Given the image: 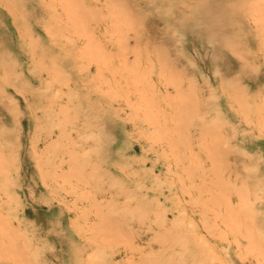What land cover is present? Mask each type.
I'll use <instances>...</instances> for the list:
<instances>
[{"label": "rangeland", "instance_id": "obj_1", "mask_svg": "<svg viewBox=\"0 0 264 264\" xmlns=\"http://www.w3.org/2000/svg\"><path fill=\"white\" fill-rule=\"evenodd\" d=\"M118 1L0 0V264H264V0Z\"/></svg>", "mask_w": 264, "mask_h": 264}, {"label": "bare ground", "instance_id": "obj_2", "mask_svg": "<svg viewBox=\"0 0 264 264\" xmlns=\"http://www.w3.org/2000/svg\"><path fill=\"white\" fill-rule=\"evenodd\" d=\"M5 1L7 2L8 0H5ZM110 1L112 2L113 0H110ZM117 1H118V0H115V2H116L115 5L119 6V5H118V2H120V1H118V2H117ZM123 1H125V0H123ZM143 1H144V0H143ZM191 1H192V0H191ZM204 1H206V0H204ZM207 1H208V0H207ZM229 1H230V0H229ZM243 1H244V0H243ZM246 1H247V0H246ZM3 2H4V1H3ZM82 2H83V1H82ZM115 2H114V3H115ZM121 2H122V1H121ZM121 2H120V7H121V5H125V4H123V3L121 4ZM182 2H183V1H182ZM184 2H185V1H184ZM184 2H183V3H184ZM192 2H193V1H192ZM195 2H196V1H195ZM208 2H209V1H208ZM217 2H218V1H217ZM230 2H231V1H230ZM198 3H200V5H201V2L198 1ZM198 3H197V4H198ZM202 3H203V1H202ZM206 3H207V2H206ZM209 3H210V2H209ZM227 3H228V4H227ZM235 3H237V4L235 5ZM9 4H10V3H9ZM82 4H83V3H82ZM130 4H131V3H130ZM149 4H150V3H149ZM193 4H194V3H193ZM224 4H225V3H224ZM245 4H246V2L244 3V5H245ZM176 5H177V4H176ZM190 5H191V4H190ZM220 5H221V8L219 7V11H220L221 13L219 12V14L221 15L223 9L225 10V8H227L228 6H226L225 8L222 9L223 2H222V4H220ZM225 5H230V6L232 5L233 7H231V8L229 7L230 9H234V7H235V8L238 10V8H240L241 6L243 7V2H242L241 0H239V2H237V1H233V2H231L230 4H229V2H226ZM225 5H224V6H225ZM64 6H65V5H64ZM194 6H195V8H197V5H196V4H195ZM198 6H199V5H198ZM207 6H209V5H207ZM224 6H223V7H224ZM3 7H4V5H3ZM21 7H22V6H21ZM190 7H191V6H190ZM199 7H202V6H199ZM203 7H204V6H203ZM211 7H212V6H211ZM83 8H84V7H83ZM87 8H88V7H87ZM132 8H133V7H132ZM261 8H262V7H261ZM263 8H264V7H263ZM90 9H92L91 6H90L87 10H86V8H85V9H84V10H85V14L89 15L88 13H91V12L86 13V11H89ZM93 9H94V10L96 9L95 6H94ZM167 9H168V8H167ZM167 9H166V10H167ZM206 9H207V8H206ZM220 9H221V10H220ZM230 9H229V10H230ZM236 9H235V10H236ZM82 10H83V9H82ZM199 10H200V9H199ZM208 10H209V9H208ZM210 10H213V9L211 8ZM237 10H236V11H237ZM240 10H241V9H240ZM244 10H245V9H244ZM244 10H243V11H244ZM261 10H263V9H261ZM91 11H92V10H91ZM95 11H96V10H95ZM130 11H131V10H130ZM130 11H129V12H130ZM135 11H136V9H135ZM137 11H138V10H137ZM150 11H151V10H150ZM168 11H169V9H168ZM183 11H184V10H183ZM225 11H227V10H225ZM231 11H232V10H230V12H231ZM243 11H241V12H243ZM245 11H246V10H245ZM247 11H248V10H247ZM16 12H17V11H16ZM80 12H81V9H80ZM83 12H84V11H83ZM122 12H123V11H122ZM122 12H121V13H122ZM180 12H181V11H180ZM200 12H201V11H200ZM204 12H206V16H209V14H207V12H210V14L212 13V11H205V9H204V11H203V15L205 14ZM233 12H234V11H232V12L230 13L231 16H232L233 14H235V13H233ZM263 12H264V10H263ZM94 13H95V12H94ZM131 13H133V9H132ZM135 13H136V12H135ZM144 13H146V12H144ZM232 13H233V14H232ZM85 14H84V15L82 14L83 19H84L85 16H87V15H85ZM122 14H123V13H122ZM122 14H121V15H122ZM129 14H130V13H129ZM137 14H138V16H139V13H137ZM137 14H136V15H137ZM147 14H148V13H147ZM177 14H178V13H177ZM197 14H198V13H197ZM245 14H246V13H245ZM133 15H135V14L133 13ZM199 15L201 16L202 13H200ZM242 15H243V14H242ZM82 16H81V18H82ZM89 16H90V15H89ZM213 16H214V17H215V16L218 17V15H216V14L213 15ZM222 16H224V14H223ZM263 16H264V15H263ZM75 17H77V16H75ZM129 17H132V15L130 14ZM143 17H145V16H142L141 18H143ZM202 17H205V15L202 16ZM87 18H88V16H87ZM87 18H86V19H87ZM135 18H136V17H135ZM135 18H134V19H135ZM205 18H206V17H205ZM205 18H204V19H205ZM209 18L212 20V18H211L210 16H209ZM229 18H230V17H229ZM231 18H232V17H231ZM236 18H237V17H236ZM245 18H246V17H245ZM134 19H133V18H132V19L130 18V20H133V22H134ZM150 19H151V18H150ZM200 19H201V17H199L197 20H200ZM215 19H216V18H215ZM232 19H233V18H232ZM21 20H23V19L21 18ZM84 20H85V19H84ZM84 20H83L82 22H84ZM88 20H89V18L87 19V21H88ZM174 20H175V19H174ZM211 20H210V22L212 23L213 21H211ZM220 20H221V19H220ZM205 21H206V20H205ZM205 21H204V23H205ZM207 21H208V20H207ZM207 21H206V22H207ZM218 21H219V20H218ZM218 21H216V23H217ZM235 21H237V19H236ZM131 22H132V21H131ZM178 22H179V21H178ZM199 22H200V21H198V23H199ZM208 22H209V21H208ZM228 22L231 23V19H230ZM87 23H88V22H87ZM87 23H86V24H87ZM211 23H209L208 25H210ZM219 23H220V22H219ZM236 23H238V24H236ZM239 23H240V21L235 22L234 25H235L236 27H238L237 25H239ZM21 24H22V23H21ZM86 24H85V25H86ZM133 24H134V23H133ZM150 24H151V23H150ZM199 24H200V23H199ZM226 24H228V23H226ZM241 24H242V22H241ZM22 25H24V24H22ZM26 25H27V24H26ZM81 25H82V24H81ZM223 25H224V24H223ZM228 25H229V24H228ZM230 25L234 26L233 23L230 24ZM230 25H229V26H230ZM117 26H119V25H117ZM117 26H116V27H117ZM135 26H137V25L135 24ZM152 26H153V25H152ZM168 26H169V25H168ZM205 26H206V25H205ZM215 26H216V25H214V27H215ZM119 27H120V26H119ZM119 27H117V28H119ZM166 27H167V26H166ZM166 27H165V28H166ZM207 27H208V26H207ZM220 27H222V24L220 25ZM220 27L217 26L218 30H221V31H220L221 34H220V33H219V34L217 33V35H219L220 37H223L222 39L220 38V40L223 41V39H225L226 42L231 41V43H233L232 40H233V39H236V34H234V35H235L234 38L229 39V37H228V33H225V34H224V32H223V35H222V29H221ZM117 28H115V30H116ZM120 28H121V27H120ZM160 28H161V27H160ZM165 28H164V29H165ZM236 29H237V28H236ZM239 29H240V28H239ZM121 30H122V29H121ZM207 30H208V29H207ZM237 30H238V29H237ZM161 31H162V30H161ZM215 31H216V30H214V31L212 30V32H215ZM223 31H224V30H223ZM247 31H248V30H247ZM166 32H167V31H165V33H166ZM217 32H218V31H217ZM230 32H231V31H230ZM233 32H234V31H233ZM239 32H240V31H239ZM27 33H28V32H27ZM173 33H174V32H173ZM215 33H216V32H215ZM231 34H232V33H231ZM231 34H230V36H231ZM25 35H26V33H25ZM172 35H173V34H172ZM215 35H216V34H215ZM221 35H222V36H221ZM241 35H243V34H241ZM21 36H22V35H21ZM26 36H27V35H26ZM158 36H159V35H158ZM152 37H153V36H152ZM238 37H239V36H238ZM238 37H237V38H238ZM23 38H24V37H23ZM28 38H29V37H28ZM153 38H155V37H153ZM148 39H149V37H148ZM34 40H35V42H36V36L34 37ZM225 40H224L223 42H225ZM238 40H239V38H238ZM29 41L31 42V39H30ZM32 41H33V39H32ZM154 41H155V40H154ZM226 42H225V43H226ZM237 42H238V45L241 43V42L239 43V41L236 40V42H234V44L237 43ZM31 44H32V43H30V45H31ZM34 44H35V43H34ZM171 44H172V43H171ZM173 44H175V43H173ZM177 44H178V43H177ZM229 44H230V43H229ZM226 45L228 46V43H227ZM238 45H237V46H238ZM242 45H243V43H242ZM35 46H37V45H35ZM231 46H232V45H231ZM234 46H235V48L237 47L236 45H234ZM240 47H241V45H240ZM158 48H163V47H161V45H160V46H158ZM158 48H157V49H158ZM231 48H232V47H231ZM235 48H232V49L235 50ZM237 49H239V48H237ZM240 49H241V48H240ZM242 49H243V46H242ZM38 50H39V49H38ZM159 50H160V49H159ZM162 50H164V49H161L160 51H162ZM234 50H233V51H234ZM164 51H166V50H164ZM164 51H163V53L166 54V52H164ZM239 51H241V50H239ZM30 52H31V49H30ZM104 52L106 53V51H104ZM157 52H158V51H157ZM246 52H247V51H246ZM40 53H41V52H40ZM107 53H108V52H107ZM158 53H159V52H158ZM244 53H245V51H244ZM35 54H36V53H35ZM38 54H39V53H38ZM109 54H110V52H109ZM236 54H237V53H236ZM2 55H3V54H1V56H2ZM167 55H168V54H167ZM238 55H239V54H238ZM106 56H109V55H106ZM158 57H159V55H158ZM167 58H169V56H167ZM167 58H166V59H167ZM159 59H160V58H159ZM161 59H162V58H161ZM168 60H169V59H168ZM159 62H160V61H159ZM161 63H162V62H161ZM167 63H168V61H167ZM171 63H172V62L169 61V64H171ZM173 63H174V62H173ZM11 64H13V63H11ZM167 65H168V64H167ZM167 65H166V66H167ZM11 66H12V65H11ZM11 66L9 67L10 69L13 68V67H11ZM3 67H4V66H3ZM174 67H175V66H174ZM7 68H8V67H7ZM51 68H52V67H51ZM179 68H180V67H179ZM5 69H6V67H5ZM14 69H15V68H14ZM181 69H182V68H181ZM181 69H180V71H181ZM183 69H184V68H183ZM183 69H182V70H183ZM3 70H4V68H3ZM8 70H9V69H8ZM11 70H13V69H11ZM11 70H10L9 72H11ZM53 70H54V69H53ZM95 70H96V69H95ZM60 71H61V70H60ZM183 71H185V70H183ZM3 72H4V71H3ZM5 72H6V70H5ZM5 72H4V73H5ZM7 72H8V71H7ZM9 72H8V73H9ZM13 72H14V71H13ZM185 72H186V71H185ZM8 73H7V74H8ZM176 73H177V72H176ZM5 74H6V73H5ZM7 74H6V75H7ZM10 74H11V73H10ZM58 74H59V73H58ZM67 74H68V73H67ZM12 75H13V74H12ZM12 75H11V76H12ZM9 76H10V75H9ZM11 76H10V77H11ZM56 76H57V75H56ZM15 77L17 78V75H16ZM67 77L69 78V75H68ZM6 78H7V80H8V77H6ZM11 78H13V77H11ZM16 78H15V79H16ZM13 79H14V78H13ZM7 80H6V81H7ZM9 80H10V79H9ZM9 80H8V82H9ZM59 80H60V78H59ZM191 80H192V78H191ZM11 81H12V79H11ZM232 82H233V81H232ZM41 83H42V82H41ZM194 84H195V83H194ZM193 86H194V85H193ZM21 87H23V86H21ZM68 87H69V86H68ZM27 89H28V88H27ZM207 89L210 90V87L207 88ZM23 90H24V89H23ZM1 91H2V89H0V93H1ZM76 91H77V90H76ZM76 91H75V92H76ZM24 92H25V91H24ZM70 92H71V91H70ZM2 93H3V92H2ZM2 93H1V94H2ZM143 93H144V92H143ZM1 94H0V95H1ZM40 94H41V93H40ZM186 94H187V93H186ZM189 95H190V94H189ZM208 95H210V94H208ZM5 96H6V95H5ZM73 96H75V95H73ZM210 96H212V95H210ZM1 97H2V98L4 97L3 94L1 95ZM7 97H8V96H7ZM150 97H151V96H150ZM150 97H149V98H150ZM187 97H188V96H187ZM152 98H153V96H152ZM11 99H12V98H11ZM11 99H8V98H7V100H8L7 105H8L9 107L11 106L10 109H11V111H12V109H13L12 107H14V109H16V108H15V106H14L13 101H11ZM186 99H188V98H186ZM189 99H192V96H191V98H189ZM3 100H4V99H3ZM7 100H6V102H7ZM151 101H152V100H151ZM154 101L157 102L156 100H154ZM154 101H153V103H154ZM186 101H187V100H186ZM191 101H192V100H191ZM1 102H2V101H1ZM96 102H97V101H96ZM157 103H158V102H157ZM193 103H194V102H193ZM193 103H192V104H193ZM207 103H208V102H207ZM3 104H4V102H3ZM3 104H2V105H3ZM12 104H13V106H12ZM188 104H189V103H188ZM208 104H209V103H208ZM4 105H6V104H4ZM4 105H3V106H4ZM79 105H80V104H79ZM8 106H6V107H8ZM188 106H189V105H188ZM181 107H182V106H181ZM74 108H75V107H74ZM207 108H208V107H207ZM8 109H9V108H8ZM11 111H10V113H13V112H11ZM75 111H76V110H75ZM15 112H16V111H15ZM75 113H76V112H75ZM75 113H74V114H75ZM74 114H73V115H74ZM76 114H77V113H76ZM82 114H83V113H82ZM71 115H72V114H71ZM15 116H16V115H15ZM74 117H75V116H73V118H74ZM82 117H83V116H82ZM2 118H3V117H2ZM0 119H1V118H0ZM74 119L76 120V118H74ZM207 120H208V119H207ZM2 121H3V120H2ZM18 121H19V120H18ZM85 121H86V120H85ZM85 121H84V122H85ZM204 121H205V120H204ZM84 122H83V123H84ZM93 123H95V122H93ZM84 124H85V123H84ZM0 125H1V124H0ZM4 125H5V124H4ZM6 127H7V126H6ZM86 127H87V126H86ZM187 127H188V125H187ZM2 128H4L3 131H4L5 129H6V131H7V128H9V127L5 128V127L3 126ZM2 128H1V130H2ZM3 131H1L0 133L2 134ZM6 131H5V132H6ZM0 136H2V135H0ZM5 136H6V135H5ZM6 137H7V136H6ZM0 138H1V137H0ZM4 140H5V139H4ZM7 140H8V139H7ZM79 144H81V143H79ZM1 147H2V146H1ZM36 147H37V146H36ZM230 149H232V148H230ZM1 150H2V149L0 148V153H1ZM219 150H220V149H219ZM221 150H222V149H221ZM221 150H220L219 152H221ZM224 150H225V149H223L222 155H223L224 153H225L224 155L227 154L226 152H224ZM217 151H218V150H217ZM225 151H226V150H225ZM5 152H6V151H5ZM219 152H218V153H219ZM85 154H87V153H85ZM237 154H238V153H237ZM239 154H240V153H239ZM222 155H221V156H222ZM0 156H1V155H0ZM99 156H100V155H99ZM237 156H238V155H236L235 157H237ZM240 156H241V155H240ZM2 157H3V156H2ZM7 157L9 158L10 156H7ZM7 157H6V160H7ZM238 157H239V156H238ZM248 157H249V156H248ZM0 158H1V157H0ZM11 158H12V156L8 159L9 162H11L10 166H12V163H13V162L11 161V160H12ZM239 158H240V157H239ZM246 158H247V156H246ZM1 159H2L1 162H2V164H3L4 160H3V158H1ZM235 159H236V158H235ZM240 159H241V158H240ZM244 159H245V156H244ZM120 160H121V159H120ZM246 160H247V159H246ZM248 160H249V159H248ZM62 161H63V159H62ZM81 161H84V160H81ZM81 161H80V163H81ZM99 161H100V160H99ZM112 161H113V160H112ZM78 162H79V161H78ZM97 162H98V161H97ZM114 162H115V161H114ZM114 162H111V163H114ZM241 162H243V160H241ZM244 162H245V161H244ZM244 162H243V163H244ZM40 163H41V162H40ZM43 163H44V162H43ZM43 163H42V164H43ZM62 163H63V162H62ZM104 163H106V162H104ZM111 163H110V164H111ZM239 163H240V161H239ZM2 164L0 165V167L2 166ZM4 164H6V163H4ZM81 164H82V163H81ZM83 164H84V162H83ZM99 164H100V163H99ZM110 164H109V165H110ZM103 165H105V164H103ZM242 165H243V164H242ZM244 165H245V164H244ZM244 165H243V166H244ZM4 166H5V165H4ZM73 166H74V165H73ZM77 166H78V165H77ZM77 166H74V167L77 168ZM97 166H98V163H97ZM243 166H242V167H243ZM246 166H247V165H246ZM248 166H251V165L248 164ZM248 166H247L246 168H248ZM78 167L83 168L81 165L78 166ZM95 167H96V166H95V164H94V168H95ZM111 167H112V166H111ZM4 168H6V167H2V168H0V169H1V171H0V175H1L2 173H4V174L7 176V174H6V173H7V168H9V167L6 168V172H4V171H5ZM81 168H80V169H81ZM94 168H93V170L91 169L90 171H93V172H94V170H95ZM97 168H98V167H97ZM99 168H101V167H99ZM102 168H103V167H102ZM250 168H251V167H250ZM250 168H249V169H250ZM74 169H75V168H74ZM80 169H79V170H80ZM104 169H105V168H104ZM249 169H248V170H249ZM252 169H253V168H252ZM252 169H251V170H252ZM2 170H4V171H2ZM76 170H77V169H76ZM101 170H102V169H101ZM243 170H244V169H243ZM243 170H242V171H243ZM251 170H250V171H251ZM9 171H11V170H9ZM90 171H88V172H90ZM44 172H47V171H44ZM93 172H90V173H93ZM252 172H253V171H252ZM39 173H40V172H39ZM41 173H42V171H41ZM94 173H97L96 170H95ZM102 173H104V172L102 171ZM107 173H108V171H107ZM111 173H112V172H111ZM135 173H136V172H135ZM135 173H134V174H135ZM9 174H10V173H9ZM87 174H89V173H87ZM112 174H113V173H112ZM136 174H137V173H136ZM249 174H250V173H249ZM5 175H2V178H3V177L6 178ZM44 175H45V173H44ZM96 175H98V174H96ZM96 175H94V176L92 175V176L95 178ZM109 175H110V174H109ZM47 176H48V174H47ZM106 176H107V175H106ZM113 176H114V175H113ZM243 176L245 177V175H243ZM90 177H91V176L89 175V178H90ZM96 177H98V176H96ZM99 177H100V179H102L103 174H102L101 176L99 175ZM99 177H98V178H99ZM110 177H111V175H110L109 177H107V178H109L108 181H112V180H111L112 177H111V178H110ZM246 177H247V176H246ZM2 178H1V179H2ZM4 178L2 179V183H3V184L0 182V186H2V185H3V186H6V185H4V184L10 182V181H8L7 178H6L7 181H5L6 179H4ZM49 178H50V176H49ZM91 178H92V177H91ZM91 178H90V179H91ZM114 178H115V177H114ZM116 179H117V178H116ZM3 180H4V182H3ZM120 180H121V179H120ZM97 181H98V180H97ZM99 181H100V180H99ZM11 182H12V181H11ZM11 182H10V183H11ZM13 182H14V181H13ZM113 182H114V180H113ZM116 182H118V184H119V182H121V181H119V179H118V181H116ZM10 183H8V184H9V187H10ZM96 183H98V182H96ZM99 183H100V182H99ZM111 183H112V182H111ZM93 184H94V183H93ZM122 184H123V183H122ZM249 184H250V183H249ZM12 185H13V183H12ZM95 185H96V184H95ZM115 185H116V183H115ZM19 186H20V185H19ZM118 186H120L121 188H123V185H122V186H121V185H118ZM12 187H13V186H12ZM120 187L118 188V191H120V194H121L122 191L120 190ZM4 189L6 190L7 188L4 187ZM4 189H3L2 192H5L6 195H7L6 198L9 199V198H10V196L8 197V194H9V193L7 194V191H4ZM100 189H101V188H100ZM13 190H14V189H13ZM126 190H127V189H126ZM101 192H102V191H101ZM128 192H129V191H128ZM10 193H11V192H10ZM129 193H130V192H129ZM144 194H145V193H144ZM6 195H5V196H6ZM18 195H19V194H18ZM135 195H137V193H135ZM12 196H13V195H12ZM14 196H15V195H14ZM36 196H37V195H36ZM13 198H14V197H13ZM13 198H12V199H13ZM16 198H17V197H16ZM16 198H14V199H16ZM39 198H40V197H39ZM141 198L143 199V196H142ZM12 199H9V202H10V200H12ZM17 199H18V198H17ZM17 199H16V200H17ZM44 199H45V198H44ZM6 200H7V199H6ZM7 201H8V200H7ZM7 201H6V202H7ZM12 201H13V200H12ZM14 201H15V200H14ZM14 201H13V203L16 202V201H15V202H14ZM46 201H48V200H46ZM144 201H145V202L147 201V202L150 203V205H151V201H150L149 197H148V200H144ZM0 202H1V201H0ZM3 202H4V201H3ZM108 202H110V201H108ZM108 202H107V204L105 203L106 206L109 204ZM141 202H142V201H141ZM110 203H111V202H110ZM112 203H113V202H112ZM112 203H111V204H112ZM135 203H136V202H135ZM135 203H134V204H135ZM4 204H5V202H4ZM7 204H8V202H7ZM103 204H104V203H103ZM103 204H102V207H103ZM111 204H110V207H111ZM137 204H140V202H137ZM137 204H136V206H137ZM143 204H145V203H142V205H143ZM8 205H9V204H8ZM8 205H6V206H8ZM16 205H17V203H16ZM99 205H100V204H99ZM113 205H114V204H113ZM113 205H112V206H113ZM132 205H133V204H132ZM140 205H141V204H140ZM147 205H148V204H147ZM147 205H146V206H147ZM13 206H14V205H13ZM13 206H12V207H13ZM104 206H105V205H104ZM143 206H145V205H143ZM102 207L100 206V209H101ZM107 207H109V205H108ZM107 207H104V209L107 208ZM110 207H109V208H110ZM114 207H115V206H113V208H114ZM116 207H117V206H116ZM118 207H119V206H118ZM118 207H117V208H118ZM117 208L114 209V210L116 211ZM122 208H123V207L120 206L119 209L122 210ZM131 208H132V210H133V207H131ZM107 209H108V208H107ZM110 209H111V208H110ZM128 209H129V207H127V210H128ZM148 209H149V208H148ZM17 210H18V209H17ZM111 210H112V209H111ZM111 210H110V211H111ZM127 210H126V211H127ZM130 210H131V209H130ZM130 210H128V212H130ZM108 211H109V210H107V212H108ZM115 211H114V212H115ZM104 212H105V210H104ZM104 212H103V211L101 212V214H102L101 216H102V217H104V216H103V213H104ZM105 213H106V212H105ZM105 213H104V214H105ZM111 213H112V212H111ZM113 214L116 215L115 213H113ZM113 214H112V215H113ZM114 215H113V216H114ZM117 215H118V214H117ZM119 215H120V214H119ZM126 215H127V214H126ZM126 215H125V216H126ZM164 215H165V214H163L162 217H163ZM105 216H106V214H105ZM107 216L109 217V219H111L109 213H108ZM107 216H106V217H107ZM102 217H100V218L103 219ZM106 217H105L104 219H106ZM108 217H107V218H108ZM120 217H123V216H120ZM126 217H127V216H126ZM113 218H114V217H113ZM115 218H116V217H115ZM160 218H161V217L159 216L158 219H160ZM109 219H108V220H109ZM116 219H117V218H116ZM119 219H120V218H118V220H119ZM7 220H8V219H7ZM10 220H11V219H10ZM111 220H112V219H111ZM118 220H116V221H118ZM120 220H122V219H120ZM161 220H162V219H161ZM164 220H165V218H164ZM164 220H163V224L166 222V221H164ZM106 221H107V220H106ZM116 221H115V222H116ZM12 222H13V221H12ZM113 222H114V221L112 220L110 223L114 224ZM4 223H5V222H4ZM4 223H3V224H4ZM6 223H7V222H6ZM6 223H5V224H6ZM8 223L11 224L10 227H13V228L15 227V226H12L11 221L8 222ZM8 223H7L6 225L9 227V224H8ZM39 223H41V222H39ZM116 223H118V222H116ZM122 223H123V222H122ZM170 223H171V222H170ZM174 223H175V222H174ZM178 223H181V222H178ZM108 224H109V223H108ZM171 224H172V223H171ZM117 225H120V223L117 224ZM168 225H170V224H168ZM181 225H183V224H181ZM7 226H5V228H6V232L8 231V230H7V228H8ZM114 226H115V225H114ZM165 226H166V225H165ZM170 226H172V225H170ZM173 226H175V228L177 227V226L174 225V224H173ZM173 226H172V227H173ZM190 226H191V228L194 230L193 227H195V226H193V225H190ZM190 226H189V227H190ZM109 227H110V226H109ZM112 227H113V226H112ZM115 227H117V226H115ZM119 227L121 228V225H120ZM161 227H163V226H161ZM172 227H171V228H172ZM187 227H188V226H187ZM189 227H188V228H189ZM13 228H12V231L15 232V231L13 230ZM113 228H114V227H113ZM117 228H118V227H117ZM166 228H167V227H166ZM169 228H170V227H169ZM173 228H174V227H173ZM173 228H172V229H173ZM178 228L180 229L179 226H178ZM178 228H176V230H177ZM188 228H187V230H188ZM16 229H17V227H16ZM118 229H119V228H118ZM121 229H122V228H121ZM121 229H120V230H121ZM164 229H165V227H164ZM110 230H111V229H110ZM167 230H168L169 233H170V231L172 232L171 229H168V228H167ZM167 230H166V231H167ZM169 230H170V231H169ZM182 230H183V229H181V232H182ZM190 230H191V229H190ZM195 230H196V229H195ZM115 231H117V230H115ZM115 231H114V229H113V232H115ZM118 231H119V230H118ZM122 231L124 232V229H122ZM184 231H186V230H184ZM191 231H192V230H191ZM123 232H122V233H123ZM155 232H156V230H155ZM162 232H163V233H166L164 230H163ZM162 232H159V231H158L157 233H158V235H159V233H162ZM117 233H118V232H117ZM119 233H120V232H119ZM178 233H180V231H179ZM184 233H185V232H183L182 237L185 235ZM186 233H187V232H186ZM188 233H189V232H188ZM190 233H192V232H190ZM193 233H195V232H193ZM161 235H164V234H161ZM165 235H166V234H165ZM168 235H169V237H171V239H172L171 242L174 241V242L176 243V245H177V243H178V246H177V247L181 246V244H182V242H183V239H180V238H178V237H174V236H178V234H175L173 237H172L170 234H168ZM193 235L196 236V233L193 234ZM197 235H199V237H200L201 239H203V238L201 237L202 235H200L198 232H197ZM166 236H167V235H166ZM179 236H181V233L179 234ZM159 237L163 238V236H159ZM164 237H165V236H164ZM197 237H198V236H197ZM167 238H168V237H167ZM173 238H178V239H179V240H177L178 242H177L175 239H173ZM184 239H185V238H184ZM181 240H182V242H181ZM162 241H163V240H162ZM186 241H187V239H185V241L183 242L184 244H182V245H187L188 243H187ZM202 241H203V240H202ZM205 241H206V240H205ZM174 242H173V244H175ZM203 242H204V241H203ZM163 243H164V242H163ZM169 243H170V242H169ZM179 243H181V244L179 245ZM186 243H187V244H186ZM172 246H173V245H172ZM172 246H171V247H172ZM81 247H83V246H81ZM169 247H170V246H169ZM175 247H176V246H175ZM181 247H182V246H181ZM166 248H167V247H166ZM182 248H185V250H186L187 246H183ZM163 249H164V248H163ZM199 249H200V248H199ZM158 250H159V249H158ZM75 251H76V249H75ZM182 251H183V250H182ZM182 251H181V252H182ZM79 252H80V251H79ZM76 253H77V252H76ZM175 256H176V255H175ZM89 258H90V257H89ZM164 258H165V257H164ZM199 258H200V257H199ZM77 259H78V257H77ZM147 259H148V258H147ZM89 260H90V259H89ZM143 260H144V259H143ZM143 260L140 261L139 263H143ZM144 262H145V261H144ZM172 262H173V261H172ZM179 262H180V261H178L177 263H179ZM198 263H199V262H198ZM143 264H146V262L143 263ZM184 264H185V263H184ZM201 264H202V263H201Z\"/></svg>", "mask_w": 264, "mask_h": 264}]
</instances>
